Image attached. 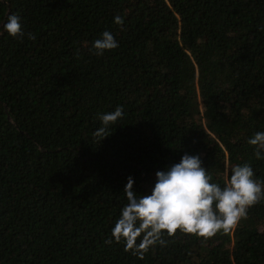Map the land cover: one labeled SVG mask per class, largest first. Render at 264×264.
Returning <instances> with one entry per match:
<instances>
[{
  "label": "trees",
  "instance_id": "1",
  "mask_svg": "<svg viewBox=\"0 0 264 264\" xmlns=\"http://www.w3.org/2000/svg\"><path fill=\"white\" fill-rule=\"evenodd\" d=\"M10 14L25 35L0 31V264H264V198L142 258L107 242L127 178L150 192L184 153L210 182L243 163L264 181L247 142L264 131V0H0V26ZM104 30L119 46L96 55Z\"/></svg>",
  "mask_w": 264,
  "mask_h": 264
},
{
  "label": "clouds",
  "instance_id": "2",
  "mask_svg": "<svg viewBox=\"0 0 264 264\" xmlns=\"http://www.w3.org/2000/svg\"><path fill=\"white\" fill-rule=\"evenodd\" d=\"M113 20L117 24L123 23L119 15ZM0 31L14 38L25 35L21 18L16 14L8 15ZM27 35L33 38L31 33ZM118 46V41L108 30L102 31L92 42L96 55ZM122 116V106L99 114L102 130ZM247 142L254 146L256 159H264V131L255 132ZM229 171L223 185L210 182L212 177L202 166L200 156L184 153L179 162L155 172L151 191L143 195H138L134 189L135 180L129 176L123 187L127 202L120 209L107 242L123 241L125 251L142 258L157 242L166 243L162 236H172L177 230L205 239L217 232H229L246 217L249 207L264 198V181L255 177L249 163L233 165Z\"/></svg>",
  "mask_w": 264,
  "mask_h": 264
}]
</instances>
